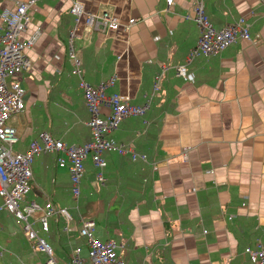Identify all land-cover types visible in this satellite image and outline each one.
<instances>
[{
  "label": "crops",
  "instance_id": "1",
  "mask_svg": "<svg viewBox=\"0 0 264 264\" xmlns=\"http://www.w3.org/2000/svg\"><path fill=\"white\" fill-rule=\"evenodd\" d=\"M16 1L23 0H0V10H13ZM74 1L83 12H106L118 27L85 34L83 15L75 21L69 12ZM192 3L172 0L166 10L165 0H40L28 8L29 22L17 38L35 37L23 50L29 66L6 78L24 90L23 110L6 121L16 133L13 151L24 152L41 132L65 145L90 140L67 54L71 29V48L89 85L114 77L109 90L141 105L160 75L143 115L125 117L106 135L146 161L104 151L98 182L86 158L73 201L67 169L55 163L64 153L33 158L26 201H47L54 209L47 232L37 222L33 228L55 262L68 264L77 248L86 264L77 232L82 219L94 221L96 238L115 243L123 264H252L244 248L264 243V0H203L214 28L241 18L249 38L187 62L199 35ZM180 64L192 80L176 76ZM0 249V264H46L5 210Z\"/></svg>",
  "mask_w": 264,
  "mask_h": 264
},
{
  "label": "built area",
  "instance_id": "2",
  "mask_svg": "<svg viewBox=\"0 0 264 264\" xmlns=\"http://www.w3.org/2000/svg\"><path fill=\"white\" fill-rule=\"evenodd\" d=\"M38 1L40 0L16 1L13 10L8 8L0 10V210H5L9 214L25 238L32 242L37 251L46 256V264H60L53 260L50 246L33 228V223L37 222L40 231L44 233L48 231V218L54 213L51 203L46 201L40 206L34 201L24 200V195L29 190L30 166L33 158L40 153H64V157H56L55 163L58 167L65 166L67 169L70 196L73 201H77L79 197L83 161L86 158H89L96 168L98 182L104 180L102 169L105 161L101 157L104 151L117 154L127 153L131 159L146 161L144 155L134 152L129 145L115 143L106 135L116 129L125 117L143 115L157 89L160 75L158 73L154 77L156 81L152 85L151 92L141 105L130 104L117 92L109 90L115 81L114 77H108L95 86L89 85L81 79L79 63L71 48V38L74 36V29H71L67 54L72 63L71 74L78 80V88L81 90L83 103L88 111L89 117L86 125L89 128L90 140L80 145H65L48 133L41 132L36 140L28 143L24 152L13 151L11 145L16 141V133L6 121L23 110L24 90L17 83L7 85L6 78L26 70L29 66L23 50L32 44L35 37L32 36L23 41L17 36L29 22L28 8ZM171 4L172 0H165L166 10H171ZM191 11L199 35L195 46L187 52V62L198 55L204 57L216 55L237 39L247 40L249 38L248 24L241 18L221 28H214L204 13L203 0H193ZM69 12L75 21L83 15L82 30L85 34L89 31H113L119 25L117 20L106 12H83L80 3L76 1L72 2ZM133 22L134 19L130 18L127 24ZM173 68L176 76L183 80H192V75L187 72L184 64L175 65ZM164 69L162 67V71ZM101 109L105 110L104 115L101 114ZM58 211L66 220H70L64 209ZM77 232L85 240L86 264H123L116 256L113 241H102L94 236L92 219L80 220ZM243 252L252 264H264V243L258 244L255 248L245 247ZM82 263L79 249L71 250L68 264Z\"/></svg>",
  "mask_w": 264,
  "mask_h": 264
},
{
  "label": "rangeland",
  "instance_id": "3",
  "mask_svg": "<svg viewBox=\"0 0 264 264\" xmlns=\"http://www.w3.org/2000/svg\"><path fill=\"white\" fill-rule=\"evenodd\" d=\"M24 197H25V198H24L25 200H28V199L26 198V197H27L26 195H25ZM34 229H36V227H34ZM45 238H46V237H45ZM46 240H47V238H46ZM47 241H48V240H47ZM53 256H54V254H53Z\"/></svg>",
  "mask_w": 264,
  "mask_h": 264
},
{
  "label": "trees",
  "instance_id": "4",
  "mask_svg": "<svg viewBox=\"0 0 264 264\" xmlns=\"http://www.w3.org/2000/svg\"><path fill=\"white\" fill-rule=\"evenodd\" d=\"M55 213H56L57 215H61V214L59 213V211H58V210H56V211H55Z\"/></svg>",
  "mask_w": 264,
  "mask_h": 264
}]
</instances>
